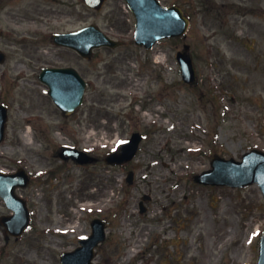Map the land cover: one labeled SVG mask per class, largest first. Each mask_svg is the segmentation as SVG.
<instances>
[{
  "label": "rangeland",
  "instance_id": "obj_1",
  "mask_svg": "<svg viewBox=\"0 0 264 264\" xmlns=\"http://www.w3.org/2000/svg\"><path fill=\"white\" fill-rule=\"evenodd\" d=\"M27 1L18 3L24 17L12 16L14 30L0 12L7 53L0 63V103L9 105L0 170L22 167L31 175L29 186L17 193L28 202L32 225L6 240L0 224V264H61V253L89 234L91 219L101 214L110 226L97 264H257L264 234L259 186H205L194 176L210 169L214 156L241 160L252 149L264 151V0H161L191 9L194 24L187 38L161 40L149 53L132 42L135 21L123 0H107L99 11L67 0L65 15L52 13L50 19L40 14L48 3L32 14ZM230 4L247 8V14L232 12ZM91 23L128 44L96 49L84 59L52 41L53 33ZM186 42L199 74L195 85L182 81L175 59ZM147 57L139 88L159 93L168 108L162 122L172 127L150 124L146 113L126 105L130 98L123 93L134 88L136 63ZM156 62L165 65L161 73ZM47 66H73L89 81L83 108L63 115L39 79ZM154 105L145 97L139 106ZM137 130L147 136L132 186L125 181L128 168L104 162L84 167L56 154L68 143L105 155ZM144 194L151 199L142 213ZM74 197L95 204L73 213L67 202ZM3 214L10 211L0 199Z\"/></svg>",
  "mask_w": 264,
  "mask_h": 264
},
{
  "label": "water",
  "instance_id": "obj_2",
  "mask_svg": "<svg viewBox=\"0 0 264 264\" xmlns=\"http://www.w3.org/2000/svg\"><path fill=\"white\" fill-rule=\"evenodd\" d=\"M135 12L137 19L136 40L139 44L151 47L153 43L163 37L181 34L186 26L187 19L176 7L165 9L155 0H128ZM88 2L100 7L103 0H88ZM56 41L76 48L84 56H89L95 46H116L120 42L111 40L96 26L84 28L76 33L56 35ZM4 55L0 51V61ZM184 78L191 81L194 78L192 62L189 57L181 58ZM40 78L50 86V94L64 112L70 113L79 106L84 99L86 83L79 73L73 68H46ZM7 121V107L0 106V141L4 137ZM141 138L135 135L131 141L124 144L119 152L113 153L106 159L109 163H121L130 160L137 151ZM67 156H73L80 162L88 161L89 157L74 148H68ZM214 169L196 177L197 181L213 184H230L243 186L253 182H259L264 191V153L252 151L245 155L244 162L235 160L216 159ZM28 177L20 172L14 175L0 174V194L10 208L16 211L11 217L3 218V222L12 233L20 234L29 224V213L25 201L14 193L17 185H27ZM93 235L82 241V247L72 253L63 255L64 264H93L94 247L105 238L103 224L95 222ZM259 264H264V237L261 244V256Z\"/></svg>",
  "mask_w": 264,
  "mask_h": 264
},
{
  "label": "flooded vegetation",
  "instance_id": "obj_3",
  "mask_svg": "<svg viewBox=\"0 0 264 264\" xmlns=\"http://www.w3.org/2000/svg\"><path fill=\"white\" fill-rule=\"evenodd\" d=\"M55 1V0H53ZM21 2V0H1V5L4 4V11L7 13V17L10 19V22H14V23H18L17 21L14 20V18L12 16L18 17V16H22L24 17L22 12L16 11L14 10V5ZM39 5L40 3L36 0H32V2H30L28 4V6L26 7L27 10H29L30 13L32 14H36L37 12H39ZM64 5V4H62ZM10 8H12L10 10ZM41 14H48L51 15L53 13V10H50L48 8H46V10L44 11V9H42V12H40ZM12 14V15H10Z\"/></svg>",
  "mask_w": 264,
  "mask_h": 264
},
{
  "label": "bare ground",
  "instance_id": "obj_4",
  "mask_svg": "<svg viewBox=\"0 0 264 264\" xmlns=\"http://www.w3.org/2000/svg\"><path fill=\"white\" fill-rule=\"evenodd\" d=\"M26 140H28L27 137H26ZM91 205H93V203Z\"/></svg>",
  "mask_w": 264,
  "mask_h": 264
}]
</instances>
